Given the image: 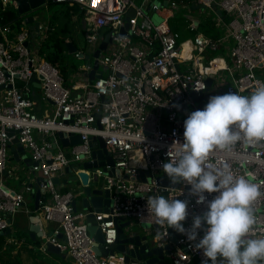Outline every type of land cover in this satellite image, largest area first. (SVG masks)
Here are the masks:
<instances>
[{
	"label": "built area",
	"instance_id": "1",
	"mask_svg": "<svg viewBox=\"0 0 264 264\" xmlns=\"http://www.w3.org/2000/svg\"><path fill=\"white\" fill-rule=\"evenodd\" d=\"M0 1L5 8L17 7L15 0ZM54 1L81 5L89 42L102 41L111 33L112 42L97 58L107 73L90 80L92 64H88L82 69L85 85L80 87L81 92L74 93L75 85H66L61 64L32 49L30 30L14 29L0 18V232L10 227L13 215L26 208L23 192L5 184L6 173H11L9 142L18 136L32 159V184L25 189L33 191L36 185L45 190L47 195L41 200L40 209L46 220L58 224L49 239L66 251L75 264H142L138 260L126 262L117 253L106 257L96 253L95 240L85 221L86 212L76 211L72 205L85 185L80 173L88 172L91 179L102 182L103 188L111 189V210L96 213L105 248L117 239L116 219L148 224L159 246L170 243L171 228L157 225L148 214L150 196L188 201L184 227L190 228L193 216L203 214L206 205L197 204L196 197L189 195V185L172 184L162 166L183 143L184 121L191 112L202 110L211 96L228 92L249 95L264 84V0H193L204 7L199 8L203 13H213L214 23L223 32L219 37L197 32L187 38L172 28L169 16L154 21L146 12H176L188 7L186 0H142L141 6L136 0ZM132 8L135 14L129 17V27L122 36ZM219 10L228 16V21L218 14ZM191 20L185 30L195 32L199 23ZM74 53L83 55L79 50ZM34 77L41 88V99L51 106L49 114L40 115L32 97ZM209 77L213 78L210 87ZM205 92L207 95L203 96ZM201 96L203 102L199 106ZM8 129L18 133L10 137ZM59 131L80 134L82 142L66 150L60 144ZM92 137L96 138L95 145L100 143L97 138L104 140L105 156H112L122 176H111L102 167L84 166L97 161ZM224 163L231 165L236 176H254L253 182L264 191V145L253 147L240 142L234 154L217 151L207 162L217 167ZM69 166L76 167L73 173L78 186L63 190L54 179H61ZM215 195L206 194L207 200ZM253 207L257 223L250 238H264V197ZM203 234L199 231L197 241L180 234L177 242L171 243L170 263L190 264L196 259L203 262V251L194 247ZM40 247L45 250V243Z\"/></svg>",
	"mask_w": 264,
	"mask_h": 264
},
{
	"label": "clouds",
	"instance_id": "2",
	"mask_svg": "<svg viewBox=\"0 0 264 264\" xmlns=\"http://www.w3.org/2000/svg\"><path fill=\"white\" fill-rule=\"evenodd\" d=\"M183 126V143L163 164V171L172 184L189 185V195L207 210L194 215L186 229L188 201L150 196L148 214L157 225L186 235L189 241H197L202 230L203 237L194 245L206 258L202 264H264V238H250L257 223L253 206L264 197L261 185L253 182L254 176H236L228 163L207 164L217 151L234 154L240 142L264 145V84L249 95L211 96L202 110L188 115ZM213 193L217 195L208 201L206 194Z\"/></svg>",
	"mask_w": 264,
	"mask_h": 264
},
{
	"label": "crops",
	"instance_id": "3",
	"mask_svg": "<svg viewBox=\"0 0 264 264\" xmlns=\"http://www.w3.org/2000/svg\"><path fill=\"white\" fill-rule=\"evenodd\" d=\"M165 1V0H163ZM188 7H184L183 10H188L189 13L186 15L185 20L186 25L187 21H192L191 19H194L195 21L198 20V23H202L201 21H205L206 18L203 16V12L200 9H195V7H192L193 0H186ZM53 2V3H51ZM48 7H53L52 13L49 11V8L47 7V10L49 11V14L45 15L44 17L36 18V21L40 22L39 30L36 31L34 29L30 28V25L25 21H23L22 28H28L31 32V47L35 51H39V54L41 56H44L40 53V49L43 46V43H46L50 40L53 33H58L57 28L61 27V30L57 36L64 39L66 43L68 41L74 42L72 39H69L70 33L67 32L69 24L75 27L81 22L83 28L87 29V19L84 12V9L79 4H70V3H61V2H55L52 0ZM53 4H58L54 9ZM163 4H165L163 2ZM15 8V7H14ZM17 8V7H16ZM18 9V8H17ZM182 10V9H181ZM179 11H170V10H164L162 9L160 12L151 11L148 13L154 21H160L164 19V17L169 16L170 19L174 18L177 12ZM198 13L195 14V13ZM205 15V14H204ZM221 16V15H220ZM223 20L227 19V15L223 14L221 16ZM169 19V21H170ZM229 20V18H228ZM225 20V21H228ZM214 23V20H211ZM215 24V23H214ZM185 25V26H186ZM216 27L217 24H215ZM199 26V24H198ZM185 30V27H184ZM222 30V29H221ZM203 33V32H202ZM63 34V36H62ZM88 41V40H87ZM89 42V41H88ZM101 41H95L93 43H97L99 45ZM91 43V42H89ZM75 44V43H74ZM98 45L95 47L93 52L96 50ZM78 50V49H77ZM65 51H69L68 47L66 46ZM70 52V51H69ZM92 52V54H93ZM71 53V52H70ZM74 53V52H73ZM91 54L92 60L93 56ZM45 57V56H44ZM84 57V54L81 56ZM87 59H90V55L86 56ZM88 65V64H87ZM86 65V66H87ZM68 71H65L63 73V76L65 78V81L67 83L68 78L71 79V86L75 87L73 88L74 93H79L82 91L80 87H82L86 81L85 77H79L78 72L75 71L72 67H67ZM101 68V67H100ZM104 72L99 69L98 73ZM79 77V78H78ZM90 78V76H89ZM91 80V79H90ZM32 88V97L34 98L37 109L39 111L40 115L49 114L51 112V106L49 103L43 101L40 97L41 94V88L38 83V81H32L31 83ZM31 154L29 151L26 150L25 154L19 155L18 159L13 155V152L10 150V157L8 160V171L10 170L11 173H6L5 175V184L17 191H22L24 194V205L26 208L21 210L20 212L16 213L12 216V223L10 226L9 231L0 234V264H75L73 258L66 252L61 251L60 253L51 252L48 250H44L41 248V241L45 237H49L50 233H54L55 229L57 228V223L53 221H48L45 219L44 214L41 209H39L38 212H35V193L37 191L36 185H34L33 191H28L25 189L27 185L32 184V178L33 174L31 173V162H30ZM73 172L69 173L66 170V173L61 176V179L59 181L60 187L63 190H67L68 188L72 187L71 185V177L73 176ZM8 179H14L15 182L12 184L8 181ZM67 185H64V184ZM44 195L42 196V199L44 200ZM41 199V200H42ZM79 207H81V203L79 201ZM130 222V226L126 227L127 230L133 227V223L140 225V228H143L141 224H139L137 221H130L126 220L124 222ZM37 225L42 233V238L38 237L39 240H34L31 236V230L30 227L33 225ZM136 228V227H135ZM137 230L141 231L142 234H148L149 228L146 229V231L141 230L139 228H136ZM63 239L62 237H60ZM190 264H202V262L198 259L194 260ZM208 264H211L208 263Z\"/></svg>",
	"mask_w": 264,
	"mask_h": 264
},
{
	"label": "water",
	"instance_id": "4",
	"mask_svg": "<svg viewBox=\"0 0 264 264\" xmlns=\"http://www.w3.org/2000/svg\"><path fill=\"white\" fill-rule=\"evenodd\" d=\"M17 2V8L20 14H22L25 17V21L30 25L31 29H34L36 31L39 30L40 22L36 21V18L44 17L47 15V7L48 4L52 0H15ZM165 3H167V0H165ZM192 7L195 9L204 8L196 5L194 2L192 3ZM135 14V10L132 8L128 16L126 17V25L121 30V35L124 36L127 32V29L129 27V17L133 16ZM219 15H223L222 11H218ZM112 42L111 33H107L104 37V39L99 43L96 50L93 52V60L92 64V70L89 73L90 79L94 80L96 77H98L100 74V64L98 61V57L103 51H106L109 43ZM28 46H30V43H26ZM66 46L68 47L69 51L71 53L75 52L77 50L76 45L72 41H68L66 43ZM34 81H37V78H33ZM213 78L209 77L207 79V83L209 87L212 85ZM3 87V86H2ZM207 92L203 94V96H206ZM203 96L199 97V106L202 105L203 102ZM182 108V107H181ZM18 131L14 129H8V136L12 137L17 134ZM58 137L60 139V144L63 147H70L75 144H79L82 142L81 135L80 134H69L66 131H59ZM99 140V145H95V137H92V146L96 149L94 150V156L97 158V161L95 163L87 162L84 164L86 168L94 169L96 167H102L104 172L111 176H122V171L120 168L115 167V161L112 158L111 155L105 156L107 153V150L105 149V142L102 138H97ZM98 147H101V149H97ZM9 148L13 152V155L18 159L19 155L25 154L26 149L21 144L19 137L15 136L13 139L9 142ZM32 159L30 158V162ZM106 164H110L111 167L107 168ZM76 169V167H67L66 170L71 173L73 170ZM88 172H81L80 176L83 180V185L76 196L74 197L72 201V205L76 211L82 210L86 212L85 221L87 223L88 227V233L94 238L95 245L94 249L96 253L100 256L106 257L108 255H114L118 254L121 256H124L125 261L129 262L132 260H138L142 264H171L170 263V255H171V243H176L178 238L180 237V233L176 232L175 230L171 229L170 234V243L166 244L165 246H159L156 241L154 240L153 236L150 237L151 233L148 234H142L141 231L137 230L135 227H132L127 230L126 227L130 226V222H122L120 219H116V225L118 230V236L114 243L110 245L109 248H105V236L102 231V228L100 227V221L96 218V213L99 212H108L111 210L113 199L111 197V189L110 188H103L102 182L98 184L96 181V186L93 187L91 183L88 182L89 178ZM145 173L141 171V177L145 179ZM71 180H77V175L73 174L71 177ZM56 183H59L60 179L57 177L54 179ZM175 186H179L178 184H175ZM45 193L44 189H37L35 193V212H38L41 206V199L43 194ZM79 201L81 203V207H79ZM12 223L10 219V224ZM11 226V225H10ZM157 226V225H155ZM143 228L148 229L150 228V225L143 224ZM10 227H8L6 230H3L0 232V234H3L7 231H9ZM31 230V236L34 240H38L37 238H42V233L37 225H33V227H30ZM54 233H50L49 237H45L42 241L45 243V248L48 251L60 253L62 250L60 247L55 245L49 238ZM63 239H65L64 235H60ZM39 241V240H38Z\"/></svg>",
	"mask_w": 264,
	"mask_h": 264
},
{
	"label": "trees",
	"instance_id": "5",
	"mask_svg": "<svg viewBox=\"0 0 264 264\" xmlns=\"http://www.w3.org/2000/svg\"><path fill=\"white\" fill-rule=\"evenodd\" d=\"M0 18L1 21H3L6 24H9L14 29L17 30L22 29L24 16L19 13L17 8L3 7L1 1H0ZM184 20L185 17L182 15L180 11L176 13L174 18L170 19V24L172 25V28L175 31L180 32L182 36L185 38L188 31L184 30V27L186 25V21ZM225 20H228V17ZM196 31L203 32L205 35L210 37H219L223 32L220 28L216 27V25L212 22H208L205 24L199 23L198 29ZM64 49H66V41L60 38L59 36H57L56 33H53L50 40L47 41L46 43H43V46L40 49V53L43 54L46 57V59L54 63H60ZM46 195H44V198L46 197Z\"/></svg>",
	"mask_w": 264,
	"mask_h": 264
},
{
	"label": "rangeland",
	"instance_id": "6",
	"mask_svg": "<svg viewBox=\"0 0 264 264\" xmlns=\"http://www.w3.org/2000/svg\"><path fill=\"white\" fill-rule=\"evenodd\" d=\"M136 3L138 6H141L142 5V0H136ZM54 5V9L59 6L58 4H53ZM49 8V7H48ZM53 10V7L50 6L49 8V11L52 13ZM49 11L47 10V13L49 14ZM146 12L147 13H150L151 11H149V9H146ZM181 13L184 17H186V15H188L189 11L188 10H181ZM206 13V15H204ZM203 14V16H205L206 20L204 21H201L202 24H205V23H208V22H212V21H209V20H212V16H213V13L212 12H209V10L207 12H205ZM195 14L198 15V13L196 12ZM213 23V22H212ZM61 30V27H58L57 28V34H59ZM67 32L70 33V36H69V39H72L77 47V49L79 51H82L83 54H84V57H78L75 55V53H70L69 51H65L62 53V56H61V60H60V64H61V69H62V72L64 73L65 71H68L67 67L69 68H73L75 71L78 72V76L81 78L84 74V71L82 70L83 68H85V66L88 64V63H91L92 62V57H91V54L93 52V50L95 49V47L98 45L97 43H89L86 39V31L85 29L83 28L82 26V23L80 22L77 26L75 24V27L72 26L69 24V27H68V30ZM198 31H195V32H187V35L185 36V38L187 37H193ZM63 36V34H62ZM87 55H90V59H87L86 56ZM101 71L104 70L105 73H107V70L103 67L100 68ZM78 77V78H79ZM71 79L68 78V81L66 83V85L68 87L71 86ZM66 150H69L70 147H66L65 148ZM8 181L12 184L13 182H15L14 179H8ZM14 184V183H13ZM71 185H73L72 187H75V186H78V182L76 180H72L71 181ZM133 227H136V228H139L141 230H144L146 231L145 228H140V225L138 224H135L133 223ZM150 237H152V235H150Z\"/></svg>",
	"mask_w": 264,
	"mask_h": 264
},
{
	"label": "bare ground",
	"instance_id": "7",
	"mask_svg": "<svg viewBox=\"0 0 264 264\" xmlns=\"http://www.w3.org/2000/svg\"><path fill=\"white\" fill-rule=\"evenodd\" d=\"M85 85V84H84ZM83 85V86H84ZM90 176V175H89ZM88 182L89 183H91V185L93 186V187H95L96 186V179H91L90 177L88 178Z\"/></svg>",
	"mask_w": 264,
	"mask_h": 264
}]
</instances>
